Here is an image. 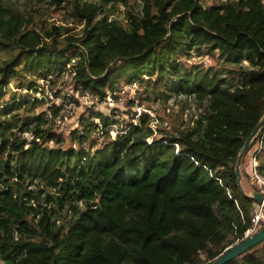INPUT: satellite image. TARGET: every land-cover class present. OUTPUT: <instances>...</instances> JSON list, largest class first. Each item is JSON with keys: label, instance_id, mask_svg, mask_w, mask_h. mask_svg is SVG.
<instances>
[{"label": "trees", "instance_id": "16d2710c", "mask_svg": "<svg viewBox=\"0 0 264 264\" xmlns=\"http://www.w3.org/2000/svg\"><path fill=\"white\" fill-rule=\"evenodd\" d=\"M60 1L79 32L0 9L1 264L212 263L244 238L257 205L236 165L264 117V0ZM193 49L221 68L186 69ZM29 75L51 86L73 76L101 100L123 82L171 84L201 113L160 139L143 116L97 150L82 120L68 146L58 110L37 114L44 98L11 91L31 90ZM227 264H264V243Z\"/></svg>", "mask_w": 264, "mask_h": 264}, {"label": "rangeland", "instance_id": "374dc122", "mask_svg": "<svg viewBox=\"0 0 264 264\" xmlns=\"http://www.w3.org/2000/svg\"><path fill=\"white\" fill-rule=\"evenodd\" d=\"M129 1H131V5H135L134 0ZM211 1L223 3L229 0H208L209 3ZM66 4V2L62 3L60 0H1L0 9L8 11V9L11 8L17 9L22 13H39V17L35 16V18H37L36 20L42 19L48 23L55 22L59 26L74 27L76 28V32H79L82 27H77V24H75V21L72 19V11L64 8ZM124 8L125 7H123V10L125 12L126 8ZM129 9H131V6ZM72 53L73 51H70L69 56H71ZM216 58L217 56L203 55L196 49H193L189 51V55L186 54L183 56L181 62L184 63L186 69L192 67H202L205 69L216 67V69H220L222 62L218 65L215 60ZM71 67L72 63L68 65V68ZM27 79L32 80L35 83L34 87L38 88L39 91H34V87L31 90L27 89V87L20 89L16 85L10 87L11 91L17 98H31L37 95V97L45 98V102L47 104L49 103V105L52 104L50 98L53 96V103L55 106L62 108V111L59 113L61 114V118H58V121H56V128L59 127L57 130L63 134L68 146L71 145V134L74 132H82L84 130L82 127L83 125L81 124L82 120L85 121L88 119L91 122V120L95 118L98 119V115L101 114H107L122 126H127L132 123L136 120L137 116H152L158 121L157 125H153V129L157 132L154 134V137L160 139L162 136L159 132H173L175 128L192 127L193 122L201 113V110H199L194 99L187 98L183 94H177V92L173 90L171 84H168V86L162 84L159 87H155L153 84H137L136 86H133L129 83L123 82L117 86L114 92L107 93L108 98L111 97L113 102L111 105L108 102L107 105L103 104L101 101L91 102L84 99L83 93L76 90L75 81L71 76L69 79L63 78L57 81L54 84L55 86L51 87L45 86V83L33 75L27 76ZM41 91L45 92V94L42 95ZM123 91L126 93H123ZM49 93H51L52 96L49 95ZM13 94H7L4 102H11ZM47 104L38 108L36 113L40 114L41 112L46 111ZM90 138L97 141L96 150L101 149L108 143L107 137L103 135L97 137L96 131L91 133ZM254 150L255 146L253 147L251 154ZM251 154H248L245 159L243 158V170L242 166H240L242 175L241 187L248 195L258 191L255 181L253 180L252 172L249 169V156ZM262 161L264 162V155L262 156ZM42 188L47 190L45 187ZM29 189L39 191L41 187L32 186ZM36 203L37 202H35V205ZM71 213L72 211L68 212L65 210L62 212L66 217L71 216Z\"/></svg>", "mask_w": 264, "mask_h": 264}, {"label": "built area", "instance_id": "2783aa9c", "mask_svg": "<svg viewBox=\"0 0 264 264\" xmlns=\"http://www.w3.org/2000/svg\"><path fill=\"white\" fill-rule=\"evenodd\" d=\"M72 66H73V64H72ZM69 77H70V75H66L64 78L69 79ZM71 77H73V76H71ZM52 78H53L52 76H49L48 79H44L41 81L43 83H45V86L50 87L52 85V84H50V81L52 80ZM129 84L136 86L139 83L133 82V83H129ZM82 93H83V98L88 100V101H91V102L101 101L103 104H107V105H108V102L110 105H111V103H113L111 97L108 98V96H106V98L104 100H101L97 96H95L89 92H82ZM123 93H126V92L123 91ZM44 94H45V92L42 93V95H44ZM49 95H51V93H49ZM44 100L46 101L45 98H44ZM50 100L52 101V104L49 105V103H48L47 106H48V108L58 110V116L56 118V121H58L57 119L61 118L60 117L61 114H59V113L62 111V108L55 106V104L53 103V101H54L53 96L50 98ZM104 115H106L105 118H108L107 114H104ZM104 115L101 114L102 117ZM150 115H152V114H150ZM98 116H99L98 119L95 118V119L91 120V124L95 126V130L97 132V137L103 135V136H106L108 139V133H109L111 139L115 140L119 136H128L130 134V131H131L130 126H128V125L122 126L117 122V123L112 124L110 127H108V123H106L100 115H98ZM52 117H54V116L52 114H50L49 118L51 119ZM141 117H143V116L141 115V116L136 117V120L133 121L135 123V125H138V122L140 121ZM151 119L153 120V122H152V129H153V125L154 124L157 125L158 121L155 120L153 117ZM83 132H84V130L81 133L83 134ZM154 132L157 133L156 130H154ZM258 137H259V139H258ZM257 139H258L257 142L254 144L255 150L253 151L252 154L250 153L251 155L249 156V165H250L249 169L252 172L253 180L255 181L256 187L258 189L257 192H259L264 198V162L262 161V156L264 155V130H263V132H261V134H259L257 136ZM148 141L150 142V140H148ZM255 141H256V139H255ZM107 144H105V146ZM251 221H252V227L245 233L244 238L237 240L236 244L231 246L230 248L243 243L244 241L253 237L255 234H257L258 232H260L264 228V202L262 204L257 203V205L255 206V208L253 209V211L251 213ZM230 248H228V249H230Z\"/></svg>", "mask_w": 264, "mask_h": 264}, {"label": "water", "instance_id": "95a60500", "mask_svg": "<svg viewBox=\"0 0 264 264\" xmlns=\"http://www.w3.org/2000/svg\"><path fill=\"white\" fill-rule=\"evenodd\" d=\"M263 130H264V117L259 123V125L256 127V129L253 131V133L250 135L248 140L246 141L238 157L237 165H236V175H237L238 184L241 189H242L241 187L242 175L240 170L241 162L245 154L250 149L252 143L255 141L257 136L261 134V132H263ZM249 196L252 197L256 203L262 204L264 202V198L259 192H253ZM262 243H264V228L260 232L255 234L253 237L244 241L243 243L234 246L230 249H227L221 257H219L210 264H227L230 261L240 257L242 254L246 253L247 251L251 250L252 248Z\"/></svg>", "mask_w": 264, "mask_h": 264}]
</instances>
